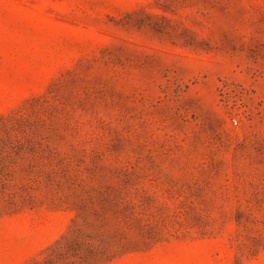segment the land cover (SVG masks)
I'll return each instance as SVG.
<instances>
[{
    "label": "rangeland",
    "instance_id": "obj_1",
    "mask_svg": "<svg viewBox=\"0 0 264 264\" xmlns=\"http://www.w3.org/2000/svg\"><path fill=\"white\" fill-rule=\"evenodd\" d=\"M0 264H264V0H0Z\"/></svg>",
    "mask_w": 264,
    "mask_h": 264
},
{
    "label": "built area",
    "instance_id": "obj_2",
    "mask_svg": "<svg viewBox=\"0 0 264 264\" xmlns=\"http://www.w3.org/2000/svg\"><path fill=\"white\" fill-rule=\"evenodd\" d=\"M236 122V120H234V123Z\"/></svg>",
    "mask_w": 264,
    "mask_h": 264
}]
</instances>
